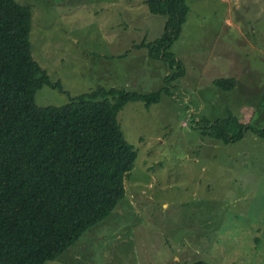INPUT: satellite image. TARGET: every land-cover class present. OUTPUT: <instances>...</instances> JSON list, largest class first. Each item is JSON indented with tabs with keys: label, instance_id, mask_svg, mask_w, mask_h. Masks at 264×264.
Segmentation results:
<instances>
[{
	"label": "rangeland",
	"instance_id": "obj_1",
	"mask_svg": "<svg viewBox=\"0 0 264 264\" xmlns=\"http://www.w3.org/2000/svg\"><path fill=\"white\" fill-rule=\"evenodd\" d=\"M33 12L32 53L65 90L43 86L40 106L63 105L99 85L151 92L174 72L143 41L165 18L145 0H16ZM171 47L185 74L147 106L118 115L138 155L126 196L104 220L46 264H264V137L224 144L203 120L232 112L264 125V0H187ZM236 78L228 92L218 78Z\"/></svg>",
	"mask_w": 264,
	"mask_h": 264
},
{
	"label": "trees",
	"instance_id": "obj_2",
	"mask_svg": "<svg viewBox=\"0 0 264 264\" xmlns=\"http://www.w3.org/2000/svg\"><path fill=\"white\" fill-rule=\"evenodd\" d=\"M145 2L152 14L165 18L164 30L137 46L173 69L163 87L139 92L99 85L69 103L40 106V88H65L33 56L30 5L0 0V264L56 259L125 198V178L138 153L118 115L128 102L148 107L159 102L185 74L171 47L187 20V0ZM214 84L230 92L236 78H218ZM203 122L202 134L224 144L244 138L248 130L264 137V125L253 126L230 111Z\"/></svg>",
	"mask_w": 264,
	"mask_h": 264
}]
</instances>
